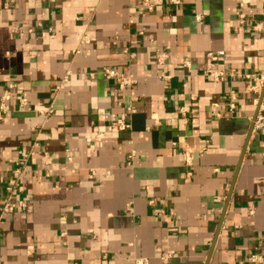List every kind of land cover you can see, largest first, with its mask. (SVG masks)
Wrapping results in <instances>:
<instances>
[{
    "label": "crops",
    "instance_id": "0c3cea01",
    "mask_svg": "<svg viewBox=\"0 0 264 264\" xmlns=\"http://www.w3.org/2000/svg\"><path fill=\"white\" fill-rule=\"evenodd\" d=\"M152 1L0 0V264H264V0Z\"/></svg>",
    "mask_w": 264,
    "mask_h": 264
},
{
    "label": "built area",
    "instance_id": "2783aa9c",
    "mask_svg": "<svg viewBox=\"0 0 264 264\" xmlns=\"http://www.w3.org/2000/svg\"><path fill=\"white\" fill-rule=\"evenodd\" d=\"M143 5L146 9L152 10L155 6L154 2L152 0H142ZM203 17V13L199 12L197 13V18L200 20ZM242 20H244L245 16L242 14ZM32 30V28L30 29ZM79 51V50H78ZM134 54V53H132ZM168 53L165 51H156V58L157 62L161 65L164 66L166 59H167ZM207 60L205 63V69L204 73L207 75H210L215 81H219L221 79H225L228 76H233L236 71L232 70L229 71L225 67L220 65V55L218 52L214 50H209L206 53ZM187 63H190V61H186ZM103 72L109 76V77H117L120 80V87L124 88L125 85L131 83L132 75L129 74H124L121 73L118 69L114 67H103ZM93 74V73H92ZM165 77H169L170 75L163 73ZM248 79H250L249 82V88L251 90H254L256 92H262L264 93V71L263 72H255V73H245L244 74ZM11 88H13V84L11 83L9 85ZM18 92H21L20 89H18ZM10 98V93L6 91L3 96H2V101H1V108L5 107V99ZM22 103H26V97L22 98ZM231 106H235V101H231ZM133 108L130 106L128 107V111H132ZM114 124L117 125L120 129H125L126 128V122L124 119L119 118L114 121ZM29 152L27 151H21V158L19 159L20 165H18L14 172L13 175L9 178L8 185H7V195L3 199L2 202V211L3 212H11V211H16L20 210L23 207L27 206V201L24 197L20 196L21 192L24 190V183H23V178H22V167L21 165L27 161L29 157ZM133 156V155H132ZM133 158V157H132ZM151 203L155 202V199H150ZM261 255L258 254H251L249 259L252 261H257L259 258H261Z\"/></svg>",
    "mask_w": 264,
    "mask_h": 264
}]
</instances>
